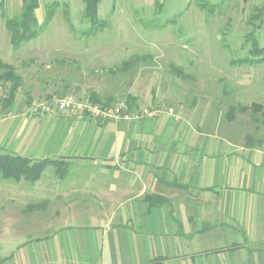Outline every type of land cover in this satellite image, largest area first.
<instances>
[{"label": "crops", "instance_id": "obj_1", "mask_svg": "<svg viewBox=\"0 0 264 264\" xmlns=\"http://www.w3.org/2000/svg\"><path fill=\"white\" fill-rule=\"evenodd\" d=\"M141 77L124 89L155 116L34 114L19 96L0 117V153L71 163L63 180L50 168L5 189L0 264H264V144L219 134L197 105H165Z\"/></svg>", "mask_w": 264, "mask_h": 264}, {"label": "rangeland", "instance_id": "obj_2", "mask_svg": "<svg viewBox=\"0 0 264 264\" xmlns=\"http://www.w3.org/2000/svg\"><path fill=\"white\" fill-rule=\"evenodd\" d=\"M2 1L0 60L13 65L23 79L16 97L30 94L38 104L48 95L59 96L69 82L65 94L90 95L91 85L119 100L127 94L124 87L131 78L142 76L147 80L139 81L140 91L159 93L165 105L181 104L186 110L197 105L196 118L205 116L206 125L218 128L219 134L244 144H264V62L237 63L251 56L254 38L264 50V0H102L98 15L110 26L89 38L82 37L89 27L83 21V0H40L36 10L40 23L48 4L58 1L61 6L46 30L19 49L12 46L3 13L17 16L22 0ZM133 56L148 59L129 74L111 72ZM173 65L183 73L174 71ZM10 86L0 83V100ZM231 107L237 110L229 121ZM5 115L8 111L0 102V117ZM16 187L12 181H0V227L3 209L8 208L4 191ZM13 207L19 213L24 206Z\"/></svg>", "mask_w": 264, "mask_h": 264}, {"label": "trees", "instance_id": "obj_3", "mask_svg": "<svg viewBox=\"0 0 264 264\" xmlns=\"http://www.w3.org/2000/svg\"><path fill=\"white\" fill-rule=\"evenodd\" d=\"M40 0H22L21 11L17 16L9 18L3 13V18L5 21V27L10 33L11 43L14 49H19L22 44L30 42L37 39L48 27V25L53 20L56 10L61 6L60 2L54 1L48 4L46 7V16L42 23L39 22L36 16V10L39 8ZM102 0H83L84 3V14L83 21H85L89 27L84 31L82 37H92L104 32L110 25L106 20H101L98 15L99 5ZM204 7V4H199ZM3 7V1L0 0V8ZM67 13V12H66ZM263 19H261V23ZM71 29L74 30L73 26ZM254 49L251 51V56L238 60L239 64L255 65L264 62L263 48H258L255 38L253 39ZM147 56H133L129 60L124 61L120 67L112 70L114 74L117 73H127L132 69H135L141 61H145ZM174 71L180 74L183 73V68L172 66ZM0 83L7 84L11 83L10 88L7 91L5 98L0 100L2 104V110L8 111V108L12 106L17 96L19 89L22 86L23 79L17 73L15 67L11 64L5 63L0 60ZM69 82L66 83L57 92L59 96L49 95L42 102H50L54 99H61L68 95H74L78 99H88L93 104L100 105L102 107L110 108L114 107L119 102H124L127 106L129 113L140 112L144 108L138 107L137 99L131 95H123L121 99H117L116 96L112 94L100 95L96 92H91L90 95L78 96L75 94H65L68 90ZM33 100L30 94L27 97V105L32 106ZM32 104V105H31ZM256 111H262L260 106H252ZM236 108L231 107L229 111V121L235 118ZM246 110V109H241ZM264 116V112H263ZM104 122V121H96ZM71 163L63 159H43V160H33L26 157H22L17 154L12 153H0V181H12L16 185H29L32 186L36 184L43 176L44 172L51 168L55 177L59 180L65 179L70 171ZM151 206H158L155 203V199L151 197L146 198ZM41 208V204H33L26 211H34L35 209ZM151 264H161L160 260L154 261Z\"/></svg>", "mask_w": 264, "mask_h": 264}, {"label": "built area", "instance_id": "obj_4", "mask_svg": "<svg viewBox=\"0 0 264 264\" xmlns=\"http://www.w3.org/2000/svg\"><path fill=\"white\" fill-rule=\"evenodd\" d=\"M30 111L34 114H55L65 112L68 114L80 113L94 121L106 120H130L140 119L143 116H155L158 114L155 110L143 109L140 112L129 113L124 102H119L114 107L106 108L93 104L88 99H78L74 95H68L61 99H54L50 102L34 103L30 107Z\"/></svg>", "mask_w": 264, "mask_h": 264}]
</instances>
